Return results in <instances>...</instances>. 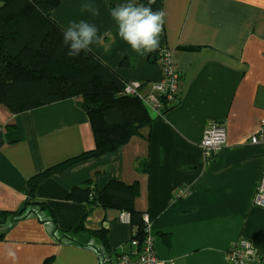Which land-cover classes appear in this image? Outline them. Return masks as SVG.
Returning a JSON list of instances; mask_svg holds the SVG:
<instances>
[{"label": "crops", "instance_id": "obj_1", "mask_svg": "<svg viewBox=\"0 0 264 264\" xmlns=\"http://www.w3.org/2000/svg\"><path fill=\"white\" fill-rule=\"evenodd\" d=\"M85 2L95 4L99 15L82 13ZM124 2L60 0L54 19L63 29L81 19L95 24L100 40L91 52L125 83L140 85L146 98L164 76L154 61L156 51L173 52L181 74L179 103L161 117L146 105L155 122L142 137L39 186L36 202L49 205L56 218L43 211L41 219L38 206L25 215L0 240V264H101L97 253L84 247L93 239L84 234L81 244L69 243L61 232L78 225L88 210L66 201L70 190L100 171L107 173L96 180L100 188L114 179L139 182L135 206L150 218L159 264H229V250L241 239L264 264V208L253 203L264 174V145L251 144L264 119V0H155L152 10H163L166 23L159 48L143 57L119 38L109 15ZM124 60L129 66H121ZM217 123L226 129V146L208 160L201 144ZM94 149L89 117L76 100L19 115L0 105V213L25 206L30 179ZM183 188L190 195L180 198ZM121 214L97 209L85 221L88 229H107L110 264L120 254L139 257L129 220ZM160 234L171 235L169 246Z\"/></svg>", "mask_w": 264, "mask_h": 264}, {"label": "trees", "instance_id": "obj_2", "mask_svg": "<svg viewBox=\"0 0 264 264\" xmlns=\"http://www.w3.org/2000/svg\"><path fill=\"white\" fill-rule=\"evenodd\" d=\"M59 5L60 0H0V105L11 114L19 115L66 100H76L89 117L95 149L30 179L25 206L18 212L0 213V240L25 215L33 214L37 206L40 212H48L52 218H56L49 205L36 202L39 186L73 165L118 152L133 139L142 137V132L150 129L155 122L146 108L147 98L139 91L136 95L128 94V83L100 58L92 52H81L75 58L67 56L68 49L62 44L63 28L54 19ZM159 50L154 57L157 63ZM180 50L195 51L192 48ZM121 66L127 67L129 64L124 60ZM159 98V117L177 106H169L164 96ZM144 172L148 173L147 163ZM105 174L103 171L96 172L94 179L70 190L66 201L85 204L88 210L78 225L61 230L63 241L81 244L80 239L86 234L94 242L90 245L87 242L84 247L95 251L101 264L106 260L110 264L113 254L107 229L103 226L88 229L85 221L97 209L114 210L128 216L132 229L131 242L138 246V256L142 257L147 250L155 255L150 218L135 206L140 195L139 182L127 184L114 179L106 187L100 188L96 180ZM160 236L169 246L171 235ZM233 247L229 250L228 259ZM116 256L117 259L120 256L132 257L128 254ZM256 263H260L258 256Z\"/></svg>", "mask_w": 264, "mask_h": 264}, {"label": "clouds", "instance_id": "obj_3", "mask_svg": "<svg viewBox=\"0 0 264 264\" xmlns=\"http://www.w3.org/2000/svg\"><path fill=\"white\" fill-rule=\"evenodd\" d=\"M154 3L155 0H148L147 5L136 3L135 0H125L109 11L117 26L119 38L141 57L159 48L166 23V13L163 10H152L151 5ZM80 8L82 13H90L93 17L99 15L100 10L95 4L85 2ZM62 32V44L67 47V56L70 58L78 57L81 52H91V46L100 40L97 26L84 19L70 21Z\"/></svg>", "mask_w": 264, "mask_h": 264}, {"label": "built area", "instance_id": "obj_4", "mask_svg": "<svg viewBox=\"0 0 264 264\" xmlns=\"http://www.w3.org/2000/svg\"><path fill=\"white\" fill-rule=\"evenodd\" d=\"M158 63L163 68L164 76L161 82L153 85V94L147 97L145 104L147 106L151 105L152 109H159L161 105L159 97L164 96L169 106L178 105L181 74L173 59V52L166 48H161L158 51ZM127 85L128 94L136 95L138 93L140 85ZM226 137V129L219 123L213 124L206 130L201 144L206 159L211 160L224 149ZM251 144L256 146L264 145V119L259 124L258 132L252 137ZM189 195V190L183 188L180 190L178 197L184 198ZM253 203L258 207L264 208V174L260 180ZM121 219L128 220V216L121 214ZM256 257L252 244L245 239L236 242L229 254L230 264H257ZM133 259L130 256H120L117 259V264H159L155 255L150 250L145 251L142 257L136 260ZM104 263H108V261L106 260Z\"/></svg>", "mask_w": 264, "mask_h": 264}, {"label": "rangeland", "instance_id": "obj_5", "mask_svg": "<svg viewBox=\"0 0 264 264\" xmlns=\"http://www.w3.org/2000/svg\"><path fill=\"white\" fill-rule=\"evenodd\" d=\"M36 212H37L38 217H40L41 219H43V211H41L39 213H38V211H36Z\"/></svg>", "mask_w": 264, "mask_h": 264}]
</instances>
